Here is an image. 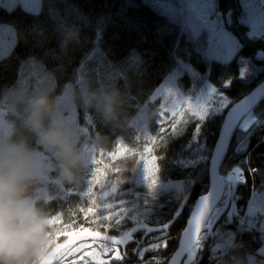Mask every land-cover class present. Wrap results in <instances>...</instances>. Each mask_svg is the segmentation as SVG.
Returning a JSON list of instances; mask_svg holds the SVG:
<instances>
[{
    "label": "trees",
    "instance_id": "1",
    "mask_svg": "<svg viewBox=\"0 0 264 264\" xmlns=\"http://www.w3.org/2000/svg\"><path fill=\"white\" fill-rule=\"evenodd\" d=\"M153 0H43L41 14L38 17L26 16L17 11L13 15H7L0 10V20L10 21L20 29L18 35V45L13 50L10 57L0 61V107L4 108V122L7 125V136H1L0 141L5 139L15 140L25 143L28 148L49 164V172L45 179H41L36 186L34 194L40 197L38 207L47 218V224L43 234L41 244L42 252L56 246L57 234L70 225L76 224L85 227L91 226L93 230H98V223L95 217L89 215L87 220L81 210L89 206L90 198L86 195L90 178V171L83 166H78L74 170V177L71 181L63 180L59 175L58 162L48 151L47 146L40 142L36 132L28 125L27 120L30 115L29 104L32 98L48 94L50 98L57 100L68 85L73 87L74 105L76 109V135L74 137L77 147L81 149L85 144H91L96 150V157L102 150L111 148L116 139H123L137 153L143 152L147 143L143 137V128L137 125V131L133 132V125L124 132L113 131L111 126L104 121L98 109L90 103H85L83 94L85 88L97 91L101 88L111 89L113 86L119 88L125 95L128 107L134 108L135 104L147 105L145 109V123L149 135H157L160 127L158 120L161 118V100L152 101L151 96L155 90L164 82L167 69L174 66L172 53L175 50L176 40L179 37L178 29L162 16L153 6ZM221 10L233 11V20L236 21L241 9L239 0H219ZM56 10L60 16L64 17L68 25L75 24L81 29L82 41L80 43H69L67 55L60 53L58 47V31L56 23L50 17V10ZM79 16L85 17V21L78 20ZM102 31V40L97 45L95 32ZM31 29V30H30ZM230 31L241 41L242 48L237 57L224 69V73L216 71V65H212L210 79L220 82L228 79L232 80L227 94L232 103L229 108L248 95L255 87L264 80V72H257L255 75L247 76L241 80L238 76V61L244 57L252 61L257 68L264 67L263 63L254 61V54L264 50V40L249 41L245 38L246 28L235 24L230 27ZM43 31L44 35L39 33ZM39 43V47H37ZM99 46L113 62H119L128 55L131 49H136L144 54L147 62L144 65L142 75H133L128 86L123 87L118 83L102 82L97 77H82L78 73L71 72L75 62L85 51H91ZM185 42H181V51L178 55L183 56ZM29 55L39 58L42 65H46V71L41 77L33 79L27 83L17 81L19 66ZM197 70L201 75L207 73V65L193 57ZM71 64V65H70ZM70 65V66H69ZM94 67V65H92ZM25 75L30 71L23 69ZM224 75V77H222ZM188 78V77H186ZM209 79V80H210ZM190 81V78H188ZM189 86L184 87V92L192 97L199 90L192 92ZM134 97V100L130 98ZM165 108V106H164ZM224 110V115L227 110ZM136 110V109H135ZM257 115L264 114V102L256 109ZM187 115V114H186ZM185 115V116H186ZM138 119V112L136 110ZM184 116V117H185ZM166 123H170L169 115L164 113ZM223 117L217 116L212 121H206L202 129V140L206 141L207 148L211 151L217 139V135ZM180 127V126H179ZM183 128L185 126L183 125ZM191 127L185 129L184 134L177 139L168 138L167 143L161 142L154 148V154L158 157L157 163L160 168L158 173L161 182L184 181L183 190L165 191L157 193V206L147 214H143V201L147 199V186L142 179V169L132 175L121 176L117 180L108 182V188L112 195L107 201L96 199L97 206L112 204L113 208L117 202L123 201V207L129 212L141 214V219L148 222L150 226H158L159 222H167L171 218L175 208L185 196H188L187 205L183 209L181 216L169 229L170 238L166 248L145 253L144 262L153 261L154 264H167L175 252L185 224L192 212L196 200L202 194H206L205 188L209 187L208 165L201 164L196 169H182L174 163L175 160L186 156L184 151L191 139L189 133ZM141 135V141L136 142L135 136ZM241 135L237 132L230 146L228 155L220 169L221 175H226L233 167L239 166L243 172L245 184H239L236 190L235 203L237 208L244 207L245 201L251 195L253 188L258 187L259 174L264 172V126H255L248 137L247 149L242 153H236L237 138ZM186 138V140H185ZM183 139V141L181 140ZM135 160H133L134 162ZM128 162L127 169L132 170L134 165ZM209 164V163H208ZM255 169L256 171H253ZM195 183L189 185L188 181ZM163 205V207H159ZM239 210V209H238ZM104 211L103 208L100 209ZM224 218V217H223ZM127 221L125 224L127 225ZM239 219L233 218L230 224L223 223L222 219L213 228L215 235L204 241L205 248L200 256L199 264H214V256H210V249L223 242L227 238V233L235 234L233 247L229 254L224 257L228 264L240 263L248 264V256L260 246L259 232L238 231ZM71 230V229H70ZM139 235V233H137ZM152 235H156L153 233ZM67 237L63 235L57 239L58 243L64 242ZM134 243L127 245L128 259L125 264H141L138 256L133 253ZM233 257V259H231ZM42 261V254L38 252L36 264ZM220 264V263H219Z\"/></svg>",
    "mask_w": 264,
    "mask_h": 264
},
{
    "label": "snow or ice",
    "instance_id": "2",
    "mask_svg": "<svg viewBox=\"0 0 264 264\" xmlns=\"http://www.w3.org/2000/svg\"><path fill=\"white\" fill-rule=\"evenodd\" d=\"M239 5L241 12L234 21L233 11L221 10L219 0H153L152 6L167 18L174 28L178 29L179 37L172 53L174 66L167 69L164 82L156 89L151 99L167 94L173 97H184V103L178 109L171 110L170 123H166L164 118V113L170 110L161 106V118L158 120L160 127L157 135H149L147 132L145 123L147 105L141 106L135 103L133 105L138 112V121L141 122L143 137L147 142L143 152L139 153L137 161L142 169V179L148 189L147 199L143 201V214L151 213L157 206V193L160 189L183 190L185 187L184 181L161 182L158 175L160 172L158 157L152 154L154 148L161 142L167 143L168 138L184 134L185 128L179 125L187 126L190 122H194V131L191 139L184 146V151L188 154L175 160L174 163L185 170L196 169L204 164L207 170L210 161L212 177L211 186L204 189L206 194L200 195L195 210L191 212L187 227L183 229L179 239V250L172 258L171 264H199L200 256L205 248L204 241L215 235L213 228L221 215L227 214V223H231L233 218L239 215L235 204V200L239 197L236 196L235 190L240 183L244 182L243 172L237 166L226 175H220L221 163L235 133H241L237 138L235 152L242 153L247 149L248 137L253 128L264 126V114L258 116L255 110L259 103L264 102V84L245 96L239 104H234L224 116V110L229 108L232 101L209 82L212 64L218 63L222 66L230 64L242 48L239 38L229 30L234 23L247 29L245 38L249 41L264 40V0H239ZM42 6L43 0H0V10L7 15L20 11L26 16L38 17ZM50 17L55 21L58 32L68 25L65 18L54 9L50 10ZM85 19L83 16L78 17L81 22ZM19 31V27L12 22L0 20V61L10 57L18 45ZM39 35L43 36L44 32L41 31ZM95 37L98 45L102 40V31L99 28L95 32ZM182 41L186 44L182 50L183 56L178 55ZM39 46L37 43V47ZM194 56L207 65L205 75H201V72L197 70L193 61ZM254 58L264 62V50L257 51ZM146 63L144 54L136 49H131L128 55L117 63L109 59L97 46L91 51L83 52L71 72L78 73L82 77H97L102 82L118 83L127 87L133 75L143 74ZM238 65V76L241 80L257 72H264V67L257 68L251 60L244 57H240ZM25 67L30 69L27 75L23 71ZM45 71L46 65H42L35 55H29L21 62L16 80L27 83L41 77ZM185 77L190 78L192 92L199 87L194 105L191 103L193 97L191 95L185 97L183 91L184 85L181 81ZM231 83L232 80L228 79L223 82V87L228 88ZM130 98L134 100L132 95ZM187 113H190V117L182 120L181 118ZM217 116H222L223 120L215 148L210 151L206 141L202 140V129L206 121L210 122ZM135 141H141L140 134L135 136ZM129 155H137L134 146L123 139H116L109 150H102L94 159L92 184L102 185L109 173H121L122 169L114 162L126 159ZM253 171L256 170L253 169ZM193 183L195 181H188L189 185ZM89 198V206L81 212L86 220L89 215L95 217L98 230H93L91 226L76 227V224L68 226L66 230L57 234L56 246L47 264H56L57 260L59 264H64V257L80 252L85 247L93 249L81 256V260H84L85 256L91 258L90 261H86V264H125L129 256L127 245L130 242L135 245L133 253L138 256L141 264H145V253L168 246L169 229L181 216L189 197L185 196L175 208L171 218L167 222H159L158 226H150L148 222L140 218L141 214L134 215L129 212L122 206L123 201L117 202L115 208L112 204L97 206L95 193L91 189ZM101 208L104 209L103 212L100 211ZM258 216L264 217V192L254 193L253 199L248 202L246 213L239 219L240 234L252 231H258L260 234V246L248 256V264H264V219L257 224ZM153 233L156 235H152ZM61 235L67 239L63 243H58L57 239ZM234 236L232 232L227 233L222 246L217 245L209 250L210 256L218 254L222 249L225 251L231 249ZM78 240H91L92 243H83L74 247ZM182 257L183 260L180 259ZM147 264H154V262L148 261Z\"/></svg>",
    "mask_w": 264,
    "mask_h": 264
},
{
    "label": "clouds",
    "instance_id": "3",
    "mask_svg": "<svg viewBox=\"0 0 264 264\" xmlns=\"http://www.w3.org/2000/svg\"><path fill=\"white\" fill-rule=\"evenodd\" d=\"M58 47L67 55L69 43L82 41L81 29L67 25L58 32ZM84 102L100 110L113 131L124 132L137 122L136 110L128 107L124 93L116 87L97 91L85 88ZM28 125L58 162L59 175L71 181L87 159L77 147L72 130L58 111L55 99L41 94L31 99ZM42 179L36 155L23 142L0 141V264H36L47 224L34 194Z\"/></svg>",
    "mask_w": 264,
    "mask_h": 264
},
{
    "label": "rangeland",
    "instance_id": "4",
    "mask_svg": "<svg viewBox=\"0 0 264 264\" xmlns=\"http://www.w3.org/2000/svg\"><path fill=\"white\" fill-rule=\"evenodd\" d=\"M5 38L7 39V34H5ZM213 64L216 65V71H220L222 73H224V69H226V67L229 65L228 64L226 66H222V65H220L218 63H213ZM222 77H224V75H222ZM209 82L214 87H217L220 91H222L224 93V95H226L229 98V95L227 94V91H228L229 87L228 88H224L223 87V82L224 81L220 82V79H217L216 82H215V81H212V78H211L209 80ZM181 83L184 85V87L185 86H189L188 90H190L192 88L191 82L186 77L182 79ZM198 91L193 96V99L191 101V103L193 105L196 102L195 101V97L198 94ZM184 94H185V92H184ZM186 96H188V95L185 94V97ZM158 99L161 100V104H164L165 108L170 110V111L167 112L169 117H171V110L172 109H174V108L178 109L184 103V97H173V96H168L167 94L157 96L154 100L152 99V101H156ZM56 102H57V105H58V111L62 114V116L67 121L68 125L70 126V128L72 130L73 137H75V135L77 134L76 133L77 129H76V109H75V105H74L73 87L71 85H68L66 87V89L64 90L63 94L57 98ZM186 107L187 106L185 105V108ZM189 117H190V113H187V115L185 117H182L181 119L182 120L183 119H188ZM137 125L141 126V122L138 121V119H137V122L133 125V129H132L133 132L137 131V127H136ZM179 126L183 127V124H181ZM188 127H191V130H190L189 133L192 135V133L194 131V122H190L187 126H185V129H187ZM1 136H7V125L4 122V108L3 107H0V137ZM177 138H178V136L175 139H177ZM181 140L183 141V139H181ZM185 140H186V138H185ZM2 141H5V139H3ZM81 150L83 151V153L85 154L86 159H87V165L83 166V167L87 171H90V178L91 179L89 180L88 191H86V195L88 197H89V192H90V189H91L95 193V199H102L103 201H107L108 198H110L111 195H112V192L108 188H105L107 186L108 182H110L112 180L113 181L117 180V177L120 178L121 176H126L127 174L132 175L133 173H136V172L141 170V166L137 162L139 160V156H137L135 158V156L129 155L126 159H120V160L114 162L117 167L122 169L121 173H119V174L109 173L108 177L103 181V184L99 185V186H96V185L92 184V179H93L92 173H93V169H94L93 161L96 158V150L91 144H85L81 148ZM152 154L155 155L154 154V150H153ZM36 158H37V163H38L39 169H40V171L42 173V179H45L46 176H47V173L50 170L49 164L46 162L45 159H43L42 157H40L38 155H36ZM133 160H135V161L133 162ZM128 162H131L130 165H132V164L134 165V167H132L131 171H129L127 169ZM258 176H259V183H258L259 186L256 187V188H253V190L251 192V196L248 198V200L245 201L246 205H245V208L243 210L244 214L247 211L248 202L253 199L254 193L264 192V187H262V185H264V172L259 174ZM171 190L175 191L177 189L176 188H169L167 190L160 189L158 191V193H162V192H165V191H171ZM236 190H237V188H236ZM103 204H106V203L103 202ZM223 217L221 218L223 223H225L227 225L230 224V223H227V214H225ZM238 219H240V217ZM262 219H264V217H259V216L256 217L257 224H259ZM238 229H239V224H238ZM223 242H221V243H219L217 245H221L222 246ZM83 243H89L90 244V243H92V241L91 240H78L76 245H74V247H78L80 244H83ZM42 249H43V246L41 244L39 253L42 254V261H41L40 264H47L48 258L52 255V252H53L54 248L48 249V252L46 251L45 253L42 252ZM92 250L93 249H89V248L85 247V248L81 249L80 252H77V253L72 254V255H68V256L64 257V264H86V261H90L91 258L85 256L84 260H81V256L84 255L86 252L92 251ZM230 250L231 249H228V250L225 251V250L222 249L218 254H216V256L214 258V264H219V263L220 264H228L227 262L224 261V257L229 254ZM231 259H233V257ZM56 264H59L58 260H57ZM234 264H240V263L237 262V263H234Z\"/></svg>",
    "mask_w": 264,
    "mask_h": 264
},
{
    "label": "water",
    "instance_id": "5",
    "mask_svg": "<svg viewBox=\"0 0 264 264\" xmlns=\"http://www.w3.org/2000/svg\"><path fill=\"white\" fill-rule=\"evenodd\" d=\"M254 61L256 62V63H263L262 61H259V60H256L255 58H254ZM261 84H264V80L257 86V87H255L251 92H253V91H255ZM251 92L248 94V95H250L251 94ZM247 96V95H246ZM245 98V97H244ZM244 98H242L241 100H239L238 102H236L235 104H239ZM262 103V102H261ZM261 103H259L257 106H256V108L261 104ZM234 106V104L231 106V107H233ZM230 107V108H231ZM229 108V109H230ZM228 109V110H229ZM228 110H227V112H228ZM227 112L225 113V115L224 116H226L227 115ZM222 124V123H221ZM221 127V126H220ZM236 134V133H235ZM235 134H234V136H235ZM234 136H233V138H232V140H231V142H230V146H231V144H232V142H233V139H234ZM218 137H219V132H218V135H217V139H218ZM217 139H216V141H217ZM215 144H216V142H215ZM215 144H214V147H213V149L212 150H214V148H215ZM230 146H229V149H230ZM229 149H228V151H227V153L225 154V157H224V159H223V161H222V163H221V167H222V165H223V163H224V161H225V159H226V157H227V155H228V152H229ZM221 167H220V169H221ZM221 175V174H220ZM208 180H209V187L211 186V180H212V177H211V164H210V161H209V164H208ZM199 199V198H198ZM197 199V200H198ZM197 200H196V202H197ZM196 202H195V204H194V206H193V208H192V211H194L195 210V206H196ZM226 214V213H225ZM225 214H222L221 215V217L218 219V221L225 215ZM190 216H191V214H190ZM190 216H189V218H190ZM188 218V219H189ZM188 221V220H187ZM218 221L216 222V224L218 223ZM215 224V225H216ZM215 225H214V227H215ZM187 227V222H186V224H185V227L184 228H186ZM183 232V231H182ZM181 235H182V233L180 234V236H179V239H180V237H181ZM179 250V240H178V244H177V248H176V250H175V252L173 253V255L171 256V258L169 259V261H168V263L167 264H171V261H172V258L175 256V254H176V252ZM181 260H183L184 258L182 257V258H180Z\"/></svg>",
    "mask_w": 264,
    "mask_h": 264
}]
</instances>
